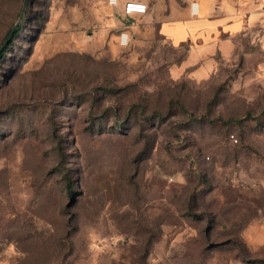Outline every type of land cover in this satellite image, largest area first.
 <instances>
[{
	"label": "rangeland",
	"instance_id": "1",
	"mask_svg": "<svg viewBox=\"0 0 264 264\" xmlns=\"http://www.w3.org/2000/svg\"><path fill=\"white\" fill-rule=\"evenodd\" d=\"M23 4L0 0V264L262 261L264 46L199 75L149 5Z\"/></svg>",
	"mask_w": 264,
	"mask_h": 264
},
{
	"label": "crops",
	"instance_id": "2",
	"mask_svg": "<svg viewBox=\"0 0 264 264\" xmlns=\"http://www.w3.org/2000/svg\"><path fill=\"white\" fill-rule=\"evenodd\" d=\"M118 1L124 4L126 0ZM142 1L152 8L164 38L175 45L186 43L189 50L183 65L200 62L199 75L206 73L214 55H231L240 39H257L262 58L264 0H195V13L190 8L192 0ZM244 236L251 249L264 247V219L252 222ZM243 264H264V258Z\"/></svg>",
	"mask_w": 264,
	"mask_h": 264
},
{
	"label": "built area",
	"instance_id": "3",
	"mask_svg": "<svg viewBox=\"0 0 264 264\" xmlns=\"http://www.w3.org/2000/svg\"><path fill=\"white\" fill-rule=\"evenodd\" d=\"M115 1V0H111ZM190 8L193 13L197 11V2L192 0L190 3ZM148 9L147 3L142 0H126L123 4V10L126 13H145ZM120 42L126 44L128 42V34L122 31L120 34Z\"/></svg>",
	"mask_w": 264,
	"mask_h": 264
},
{
	"label": "water",
	"instance_id": "4",
	"mask_svg": "<svg viewBox=\"0 0 264 264\" xmlns=\"http://www.w3.org/2000/svg\"><path fill=\"white\" fill-rule=\"evenodd\" d=\"M26 3V0H24V4H23V7H22V10L24 8V5ZM22 14V11L20 13V16ZM19 16V17H20ZM17 27V21L11 26L10 30L8 31L7 35L5 36L4 40L2 41V43L0 44V53L2 52V50L4 49V47L7 45V43L9 42L11 36L13 35L15 29Z\"/></svg>",
	"mask_w": 264,
	"mask_h": 264
},
{
	"label": "trees",
	"instance_id": "5",
	"mask_svg": "<svg viewBox=\"0 0 264 264\" xmlns=\"http://www.w3.org/2000/svg\"><path fill=\"white\" fill-rule=\"evenodd\" d=\"M19 30H20V25L16 27V29H15L13 35L11 36L9 42L7 43V45L4 47V49L0 53V59H2L4 57L6 50L8 49L10 43H12V41H13V37L19 32ZM242 256H243V259H245V260L249 259V255H245V253H242ZM249 261H251V260H249Z\"/></svg>",
	"mask_w": 264,
	"mask_h": 264
},
{
	"label": "bare ground",
	"instance_id": "6",
	"mask_svg": "<svg viewBox=\"0 0 264 264\" xmlns=\"http://www.w3.org/2000/svg\"><path fill=\"white\" fill-rule=\"evenodd\" d=\"M109 2L112 4V3H117L118 2V0H115V1H111V0H109ZM126 13V12H125ZM127 15H132V14H136V13H126Z\"/></svg>",
	"mask_w": 264,
	"mask_h": 264
}]
</instances>
